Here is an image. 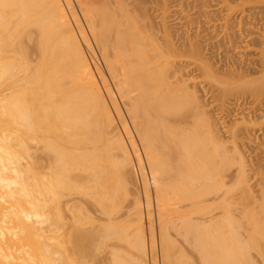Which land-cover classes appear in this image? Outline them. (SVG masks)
<instances>
[{"label": "bare ground", "instance_id": "bare-ground-1", "mask_svg": "<svg viewBox=\"0 0 264 264\" xmlns=\"http://www.w3.org/2000/svg\"><path fill=\"white\" fill-rule=\"evenodd\" d=\"M263 103L264 0H0V264H264Z\"/></svg>", "mask_w": 264, "mask_h": 264}, {"label": "rangeland", "instance_id": "rangeland-1", "mask_svg": "<svg viewBox=\"0 0 264 264\" xmlns=\"http://www.w3.org/2000/svg\"><path fill=\"white\" fill-rule=\"evenodd\" d=\"M258 27V26H257ZM172 34H174V33H172ZM247 34V35H246ZM174 35H176V34H174ZM249 35V36H248ZM245 36H247V37H245ZM244 37H245V41L243 42V45L242 46H245V48L247 49H245L244 48V50L246 51L243 55H245L246 54V56H243L242 58H241V60H240V62L239 61H237L238 59H234L233 60V58H232V60L233 61H231V62H233L232 64L234 65V66H236V67H238L241 71H243V72H245V73H248L249 71H252L253 69H254V67H256V65H257V62H256V60H257V52H258V49H259V46H258V44H259V40L257 39V37H256V35H255V33H251V34H249V32L248 33H245V35H244ZM247 51H248V53H247ZM207 54H209V53H207ZM210 58H209V57ZM208 56H206V58L208 59V61H209V59L210 60H212V61H210L211 63H216L215 62V60L214 59H216L214 56H210V55H208ZM256 56V57H255ZM212 57V58H211ZM214 57V58H213ZM217 60V59H216ZM217 63H218V60H217ZM230 63V62H229ZM228 63V64H229ZM227 64V65H228ZM217 65V64H216ZM215 65V66H216ZM219 66V68H220V70L221 69H223V68H225L223 65H225L223 62H222V64L221 63H219L218 64ZM230 65V64H229ZM226 66V65H225ZM260 105V104H259ZM257 105V107H259L258 108V111H260V106H262L263 105V107L261 108V111L262 112H259L258 113V111H256L258 114H260V113H262V114H260V115H258L255 111H254V115H253V113L251 114V115H253V116H250L251 117V119H253V120H255L256 121V123L258 124L259 123V121L258 120H260V117H262V116H264L263 114H264V103L262 104V105ZM257 110V109H256ZM211 112H213L214 113V111H211ZM213 113H211V114H213ZM258 115V116H257ZM262 115V116H261ZM256 116V117H255ZM255 118V119H254ZM257 118V119H256ZM259 118V119H258ZM233 119V118H232ZM235 119H237L236 117L233 119V120H235ZM248 119V118H247ZM229 121L227 122V120H225L226 121V124H228L229 122H232V121H230L231 119H228ZM264 120V118L262 117V121ZM254 122V121H253ZM260 122H261V120H260ZM230 124V123H229ZM261 138V139H260ZM258 139L259 140H264V137H262V136H259L258 137ZM92 251L91 250H89V255H90V253H91ZM91 254H93V253H91ZM88 255V254H87ZM88 255V258L86 257V258H84L85 260H81V262L82 261H84V264L86 263V264H100V262H101V260L104 258H106L107 257V259L105 260L106 262H104L103 260V263H101V264H110V261H109V263H108V261L107 260H109V258H108V255H106L105 253L104 254H101L99 257H98V260L97 259H95L96 260V262L94 263V262H92V260L93 261H95L94 259H90V258H92V255H90L89 256ZM106 257H105V256ZM100 257H102V258H100ZM94 258V257H93ZM101 259V260H100ZM192 259V261H194V259L193 258H191ZM191 259H190V261H191ZM97 261H98V263H97ZM149 264H151V262L149 261Z\"/></svg>", "mask_w": 264, "mask_h": 264}]
</instances>
